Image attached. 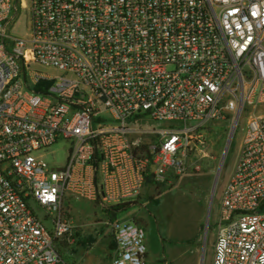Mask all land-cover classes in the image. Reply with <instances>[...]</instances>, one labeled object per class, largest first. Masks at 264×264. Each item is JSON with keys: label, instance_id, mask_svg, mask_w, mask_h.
I'll return each instance as SVG.
<instances>
[{"label": "built area", "instance_id": "built-area-1", "mask_svg": "<svg viewBox=\"0 0 264 264\" xmlns=\"http://www.w3.org/2000/svg\"><path fill=\"white\" fill-rule=\"evenodd\" d=\"M261 104L264 0H0V264L62 263L65 201L124 209L184 169L209 122ZM58 140L53 166L39 151ZM102 222L110 264H148L141 225ZM215 223L211 264H264V113L246 118Z\"/></svg>", "mask_w": 264, "mask_h": 264}, {"label": "rangeland", "instance_id": "rangeland-1", "mask_svg": "<svg viewBox=\"0 0 264 264\" xmlns=\"http://www.w3.org/2000/svg\"><path fill=\"white\" fill-rule=\"evenodd\" d=\"M27 25L28 10L21 8L10 32L22 35ZM32 68L41 73H60L36 64ZM249 112L264 113V104L247 108L239 116L219 171V162L233 125L232 116L209 122L204 128V142L197 143L195 150L190 151L184 169L170 174L165 184L146 187L135 200L137 203L105 212L86 199L65 201L63 208L69 209L66 215L72 228L70 234L66 233L59 241L58 250L63 260L60 264H77L76 261L83 259L86 262L88 256L99 257L103 264H109L111 255L104 236L110 230L102 221L129 217L144 228L146 242L151 241L155 246L156 256L150 264H201V261L202 264H211L221 190L234 167ZM152 124L161 125L155 121ZM68 147V141L58 140L39 153L49 164L60 166L65 161ZM30 204L44 224L50 227V216H46L45 211L33 201Z\"/></svg>", "mask_w": 264, "mask_h": 264}, {"label": "crops", "instance_id": "crops-1", "mask_svg": "<svg viewBox=\"0 0 264 264\" xmlns=\"http://www.w3.org/2000/svg\"><path fill=\"white\" fill-rule=\"evenodd\" d=\"M146 188V187H145ZM144 188V189H145ZM143 189V190H144ZM135 203H137V202H133L132 204H135ZM129 218H131V217H129ZM109 228V227H108ZM109 230H110V228H109ZM104 241H105V243H106V246H107V248H109L108 250H109V253H110V255H111V252H112V248H113V241H112V239H111V232H109V233H107V234H105V236H104ZM146 244H147V255H146V258H147V263L148 264H150V262H151V260H152V258L153 257H155L156 256V252L154 251V244L151 242V241H147L146 242ZM84 261V262H83ZM76 263L77 264H103L102 263V261H100L99 260V257H86V262H85V260L83 259V260H81L80 262L79 261H76ZM109 264H110V261H109Z\"/></svg>", "mask_w": 264, "mask_h": 264}, {"label": "water", "instance_id": "water-1", "mask_svg": "<svg viewBox=\"0 0 264 264\" xmlns=\"http://www.w3.org/2000/svg\"><path fill=\"white\" fill-rule=\"evenodd\" d=\"M236 121H237V118H235V119L233 120V124H234V122H236ZM232 131H233V125H232V127H231L230 134H229L228 139H227V141H226L225 148H224V152H223L222 157H221V160H220V162H219V166H218L217 171H219V168H220V166H221V164H222V161H223V157H224L225 152H226V150H227V148H228V146H229V143H230V136H231ZM217 173H218V172H217ZM217 173H216V176H215V181H216V178H217Z\"/></svg>", "mask_w": 264, "mask_h": 264}, {"label": "bare ground", "instance_id": "bare-ground-1", "mask_svg": "<svg viewBox=\"0 0 264 264\" xmlns=\"http://www.w3.org/2000/svg\"><path fill=\"white\" fill-rule=\"evenodd\" d=\"M235 124H236V122H234L233 127H235ZM201 264H202V261H201Z\"/></svg>", "mask_w": 264, "mask_h": 264}]
</instances>
